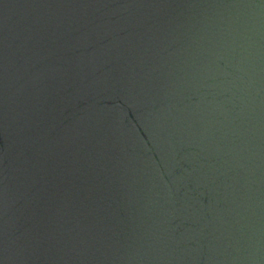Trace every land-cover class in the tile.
Returning a JSON list of instances; mask_svg holds the SVG:
<instances>
[{"label": "water", "instance_id": "95a60500", "mask_svg": "<svg viewBox=\"0 0 264 264\" xmlns=\"http://www.w3.org/2000/svg\"><path fill=\"white\" fill-rule=\"evenodd\" d=\"M0 264H264V0H0Z\"/></svg>", "mask_w": 264, "mask_h": 264}]
</instances>
